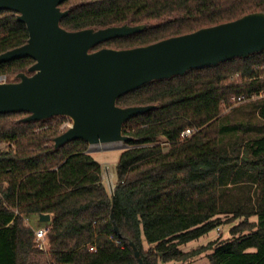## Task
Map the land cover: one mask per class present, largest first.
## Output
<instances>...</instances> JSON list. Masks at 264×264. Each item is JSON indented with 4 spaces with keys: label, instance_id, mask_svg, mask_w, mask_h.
<instances>
[{
    "label": "trees",
    "instance_id": "1",
    "mask_svg": "<svg viewBox=\"0 0 264 264\" xmlns=\"http://www.w3.org/2000/svg\"><path fill=\"white\" fill-rule=\"evenodd\" d=\"M60 7L68 10L60 26L69 31L145 25L94 51L147 45L235 20L264 11V0H65ZM27 39L17 13L0 10V53ZM32 63L29 57L0 63V75L16 81ZM262 91L264 50L119 97L120 107L154 108L123 124L130 140L115 165L113 193L86 141L54 147L66 117L23 121L25 112L0 113V143L14 145L0 151V264H31L37 256H45L46 264H138L133 247L143 264H188L202 255L207 264H264V134L239 136L229 151L223 134H237L238 128L243 134V128L219 123L233 97ZM188 127L196 131L182 139ZM40 214L51 216L46 252L25 220ZM221 217L226 223L240 219L230 236L183 250Z\"/></svg>",
    "mask_w": 264,
    "mask_h": 264
},
{
    "label": "water",
    "instance_id": "2",
    "mask_svg": "<svg viewBox=\"0 0 264 264\" xmlns=\"http://www.w3.org/2000/svg\"><path fill=\"white\" fill-rule=\"evenodd\" d=\"M63 1L0 0V10L16 12L28 32L25 44L0 53V63L33 60L26 72L16 74V81L0 83V113L25 112L23 121L71 119L72 124L53 138L55 148L78 139L89 147L126 143L130 137L123 134V124L154 106L120 107L119 97L155 80L264 50V11H259L147 45L91 51L110 39L140 32L145 25L69 31L60 26L68 13L60 7ZM109 191L113 193L110 185ZM39 221L49 222L50 215L40 214Z\"/></svg>",
    "mask_w": 264,
    "mask_h": 264
},
{
    "label": "rangeland",
    "instance_id": "3",
    "mask_svg": "<svg viewBox=\"0 0 264 264\" xmlns=\"http://www.w3.org/2000/svg\"><path fill=\"white\" fill-rule=\"evenodd\" d=\"M7 80L11 81L12 76L6 75ZM264 107V91L261 92L259 96H256L254 98H251L250 100H244V101H238L234 102L230 107L225 108L219 118V123L222 125L232 126L233 124H241L243 128V134L240 133V128L237 130V134H230L229 132H225L223 134L224 141L226 143L227 149L230 151L231 144L234 142L240 141V138L243 139H252L259 135L264 134V119L260 116V109ZM64 129L65 131L71 124V119L67 118L64 121ZM222 125V126H223ZM239 132V133H238ZM241 134V135H240ZM89 153L92 154L93 158L97 161H104V165L102 167V175H103V181L105 186L109 190V185L111 188L114 187L115 184V165L117 164L119 155L121 151L128 148L127 143H116L111 145H104V144H96L93 146L88 147ZM164 150H168L167 146H163ZM225 217H221V223L216 226L214 229H212L210 232H208L206 235L200 237L197 241L191 242L188 247H185L183 249L184 251H187V249H190L193 247L200 246V244H206L209 241L215 240V239H225L229 235V229L237 224L240 219L234 220L232 222L226 223ZM251 220H254V217L250 218ZM27 223L34 227V223L32 221V218H26ZM31 264H46L45 263V256H37ZM159 264H167L160 262ZM188 264H207V259L205 255H202L196 259H194L192 262H189Z\"/></svg>",
    "mask_w": 264,
    "mask_h": 264
},
{
    "label": "built area",
    "instance_id": "4",
    "mask_svg": "<svg viewBox=\"0 0 264 264\" xmlns=\"http://www.w3.org/2000/svg\"><path fill=\"white\" fill-rule=\"evenodd\" d=\"M7 81L8 80H7L6 75H0V83L7 82ZM259 95L252 96L251 98H254V97L259 96ZM251 98H246L244 96H238V97H233L232 101L238 102V101L250 100ZM64 127H65L64 124H62L60 127V132H63ZM195 131H196L195 128H191V127L185 128L183 131H181L180 137L182 139L188 138V137L192 136L195 133ZM6 147L7 148L8 147L14 148V145H13V143H8V144L4 143V142L0 143V151L6 149ZM33 230H34L35 243H36L37 247L40 250L46 252L47 251L46 233L49 230V225L47 223H43V225L41 227L33 229ZM115 243L117 244L118 241H115ZM90 250H95V247L91 246Z\"/></svg>",
    "mask_w": 264,
    "mask_h": 264
},
{
    "label": "crops",
    "instance_id": "5",
    "mask_svg": "<svg viewBox=\"0 0 264 264\" xmlns=\"http://www.w3.org/2000/svg\"><path fill=\"white\" fill-rule=\"evenodd\" d=\"M260 136V135H259ZM258 137V136H257ZM89 153V152H88ZM90 154V153H89ZM91 156H92V154H90ZM93 157V156H92ZM96 160V159H95ZM99 163H100V165L103 167V165L105 164L104 163V161H98ZM102 178H103V175H102ZM32 218V221H33V223L35 224L34 225V227H32V226H30L32 229H36V228H39V227H41L42 225H43V223H41L40 221H39V215H29L28 217H26V218ZM26 218H25V220H26ZM50 221H51V216H50ZM47 223V222H46ZM168 264V263H167Z\"/></svg>",
    "mask_w": 264,
    "mask_h": 264
}]
</instances>
